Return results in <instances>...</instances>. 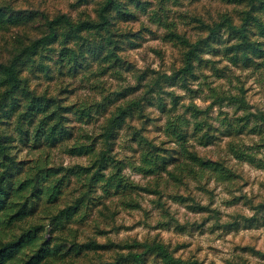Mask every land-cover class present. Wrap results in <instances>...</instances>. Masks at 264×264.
Here are the masks:
<instances>
[{
  "label": "rangeland",
  "instance_id": "obj_1",
  "mask_svg": "<svg viewBox=\"0 0 264 264\" xmlns=\"http://www.w3.org/2000/svg\"><path fill=\"white\" fill-rule=\"evenodd\" d=\"M119 1L128 4L130 15L112 10L109 30L71 33L66 25H58L57 39L17 65L24 82L0 109V136L5 137L12 159L25 163L24 172L35 175L31 168L38 162L44 170L62 167L70 176L61 184L58 201L46 209L36 204L43 201L45 191L36 194L33 224H47L45 215L54 216L80 198L74 218L45 228L44 237L59 240L60 249L66 252L60 262L45 264H104L127 252L115 246L132 240L161 243L175 258L198 264H264V133L257 136L264 132L262 126L257 134L223 137L211 146L196 148L201 157L223 162L232 171L224 184L197 185L186 179L177 186L165 182L167 175L144 177L127 167L140 154L137 136L158 144L167 141L163 129L167 115L180 112L183 105L193 103L204 109L214 103L210 115L215 128H221L223 120L235 125L245 112L256 117L264 114V34L256 24L264 22V11L259 3L252 10L246 1L139 0V5L137 0ZM2 2L14 11L37 14L25 26L2 21L0 63H8L18 43L29 44L48 33L44 18L67 15L74 23L97 22L103 0ZM248 14L250 21L244 28ZM228 18L231 28L225 25ZM158 20L174 22L187 42L175 45L164 39L168 32ZM215 24L219 27L211 31ZM239 30L247 35L249 51L254 52L249 54V63L234 49L240 42ZM114 34L122 36L116 39ZM192 44H198L199 57L189 70L183 54L192 50ZM5 88L0 78V95ZM174 99H179L176 108ZM78 109L89 111V122L80 123ZM119 109L128 113L116 130L110 155L125 163L123 174L149 188L158 183L161 194H105L95 186L83 200L87 181L79 173L90 166V159L71 154L69 148L82 135L95 139L106 118ZM70 131L73 135H68ZM164 146L171 148L172 144ZM232 146L255 154L254 162L235 159ZM92 242L112 247L94 250ZM143 264L164 262L148 255Z\"/></svg>",
  "mask_w": 264,
  "mask_h": 264
},
{
  "label": "trees",
  "instance_id": "obj_2",
  "mask_svg": "<svg viewBox=\"0 0 264 264\" xmlns=\"http://www.w3.org/2000/svg\"><path fill=\"white\" fill-rule=\"evenodd\" d=\"M246 3L253 10L258 3L261 10L264 11V0H227L230 4ZM87 0H78V3H85ZM134 1L131 0V3ZM137 0V5H139ZM163 3L164 0H161ZM126 2L119 0H103L97 10L99 21L93 22L85 20L82 22L74 23L67 15H61L53 20L45 19V25L48 33L41 35L30 41L29 44H19L15 48L11 60L8 63H0V78L2 84L6 87L0 95V109L3 107L4 101L18 91L23 84L24 80L20 78V73L17 70V65L27 57L36 55L38 50L46 45L48 42L58 38V25H66L67 31L71 33L81 31H98L103 32L109 30L113 25L114 18L110 16L112 10L117 11L118 14L130 15L127 9ZM251 14L253 15V11ZM25 14L22 18H20ZM21 15V16H20ZM27 15V16H26ZM35 13L24 12L21 10H13V7L7 3H0V26L2 21L11 22L16 26H25L28 23H33L36 19ZM21 19V20H17ZM62 21L61 23H59ZM244 28L249 23V14L244 19ZM158 25L167 29V34L164 39L170 42L186 43L185 38L178 34L174 22H161L158 20ZM258 28L264 34V22L257 21ZM225 25L229 28L232 27L231 20H225ZM211 28L214 31L219 27L215 24ZM235 29V28H234ZM241 35L240 42L234 47L242 52L243 59L246 63L251 62L249 54L254 53L251 47L247 45L250 41H246L247 35L239 30ZM122 34H114L116 39L120 38ZM117 41V40H116ZM114 41V44L117 42ZM201 43H205L200 41ZM246 42V43H245ZM175 44V43H174ZM206 44V43H205ZM176 45V44H175ZM209 45V44H206ZM245 45V46H244ZM198 44H192V50L183 54V59L186 64V69L191 70V65L194 58L199 57L197 50ZM244 46V48L242 47ZM115 51V49H113ZM115 57V56H114ZM175 79V78H174ZM176 80V79H175ZM186 89L185 87H182ZM194 95V94H192ZM178 100L174 99V108L178 107ZM138 103V102H137ZM137 103H134L137 105ZM215 106L214 103L202 109L197 105L190 103L189 105L181 106V111L173 115H167V120L164 129V135L167 141L155 143L154 140H149L142 135L137 136L136 142L141 147L139 157L136 163L129 164L131 171H134L141 176L160 178L167 175V180L173 181L177 186L182 185L183 181L189 179L195 184L203 182H216L223 183L230 180L232 171L223 163L213 159L201 157L197 151V147H208L213 145L223 137H233L242 133L257 134L259 127L264 128V114L258 117L251 113L245 112L244 115L236 118L235 125L226 124V120L220 122L221 128H215L211 122L210 111ZM79 113L78 120L80 123L90 121L89 111L77 110ZM127 110L119 109L111 117L106 118L105 125L100 129L101 134L97 135L94 139L88 135H82L75 140L69 148V152L78 157H87L90 159V166L80 170L79 177H84L87 181L85 188L87 189L82 193L81 198L84 200L90 191L95 186L100 187L105 194H126L131 195L136 192H145L147 194H161L159 191V184L156 183L155 188H149V185H140L123 174L126 165L120 159H114L111 156L112 140L115 136L116 130L126 120ZM252 124L250 125V120ZM220 129H228L222 132ZM262 131L257 136L262 135ZM68 135H73L72 131ZM262 139L264 137H261ZM101 139V143L97 140ZM5 137L0 136V264H45L46 262H60L66 256V252L60 249L61 244L59 240L54 242L49 235L48 238L44 237L47 233L46 227H57L59 223L74 218L76 209L79 206V199L75 202L67 204L66 207L53 214L45 215L48 223L43 225H34L31 221L33 216L32 201L39 191H45L43 201L39 204L36 202L38 209H46L48 204L58 201L59 194H61L60 187L63 181L70 177L64 173V169H47L42 168V164L36 162L35 166L31 168L36 171L32 175L29 171L24 172L23 162H18L12 159L9 145L5 144ZM172 144L171 148L164 145ZM264 148V139H263ZM231 144H229L230 146ZM248 149H252L248 148ZM172 150V151H171ZM171 151V152H169ZM172 153L171 155H167ZM230 153L235 159L245 162L253 163L255 154L243 148H236L232 146ZM14 162L16 167L11 162ZM14 172V173H13ZM15 172L18 177L15 178ZM73 174V173H72ZM50 176V178H48ZM86 203V202H85ZM54 232V229L52 230ZM91 247L95 249H109L112 245H98L92 242ZM120 250H126V253H119L112 261L105 262L104 264H143V258L148 255H154L160 258L164 264H198L195 261H184L180 258H175L167 247L161 243L152 242H139L132 240L130 243H120L117 246ZM68 253V252H67Z\"/></svg>",
  "mask_w": 264,
  "mask_h": 264
}]
</instances>
